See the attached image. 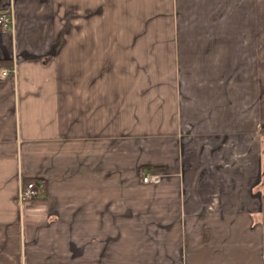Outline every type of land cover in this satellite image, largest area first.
Masks as SVG:
<instances>
[{"label":"crops","instance_id":"0c3cea01","mask_svg":"<svg viewBox=\"0 0 264 264\" xmlns=\"http://www.w3.org/2000/svg\"><path fill=\"white\" fill-rule=\"evenodd\" d=\"M2 10L0 264H264V0Z\"/></svg>","mask_w":264,"mask_h":264},{"label":"built area","instance_id":"2783aa9c","mask_svg":"<svg viewBox=\"0 0 264 264\" xmlns=\"http://www.w3.org/2000/svg\"><path fill=\"white\" fill-rule=\"evenodd\" d=\"M15 20L14 15L12 11L10 10H2L0 11V30L1 31H11L14 29ZM15 73V69H9V68H2L0 69V79L5 80L11 75ZM161 177L160 175L156 174H146L143 177V181L145 183H158L160 181ZM39 194L38 186L36 185V182L29 181L22 187V190L19 194V199L22 202L25 201H31L35 199Z\"/></svg>","mask_w":264,"mask_h":264},{"label":"trees","instance_id":"16d2710c","mask_svg":"<svg viewBox=\"0 0 264 264\" xmlns=\"http://www.w3.org/2000/svg\"><path fill=\"white\" fill-rule=\"evenodd\" d=\"M28 183V182H27Z\"/></svg>","mask_w":264,"mask_h":264}]
</instances>
